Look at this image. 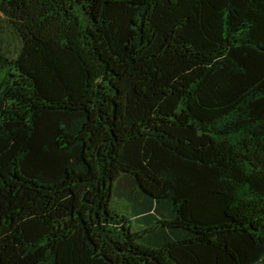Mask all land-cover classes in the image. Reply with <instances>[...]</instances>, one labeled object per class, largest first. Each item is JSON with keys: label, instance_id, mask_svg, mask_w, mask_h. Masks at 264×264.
I'll use <instances>...</instances> for the list:
<instances>
[{"label": "trees", "instance_id": "obj_1", "mask_svg": "<svg viewBox=\"0 0 264 264\" xmlns=\"http://www.w3.org/2000/svg\"><path fill=\"white\" fill-rule=\"evenodd\" d=\"M0 264H264V0H0Z\"/></svg>", "mask_w": 264, "mask_h": 264}, {"label": "rangeland", "instance_id": "obj_2", "mask_svg": "<svg viewBox=\"0 0 264 264\" xmlns=\"http://www.w3.org/2000/svg\"><path fill=\"white\" fill-rule=\"evenodd\" d=\"M113 204L117 205L120 208H122L123 205H124L123 202L120 199H117V198L114 199ZM132 229L133 230H137L138 229V226H137V224L135 222L132 224Z\"/></svg>", "mask_w": 264, "mask_h": 264}]
</instances>
